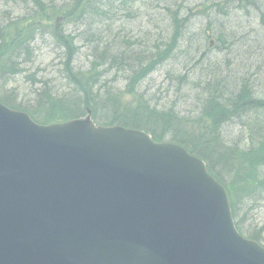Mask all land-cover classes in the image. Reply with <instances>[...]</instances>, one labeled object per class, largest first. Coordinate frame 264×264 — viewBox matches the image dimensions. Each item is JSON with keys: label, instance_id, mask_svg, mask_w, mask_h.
<instances>
[{"label": "water", "instance_id": "1", "mask_svg": "<svg viewBox=\"0 0 264 264\" xmlns=\"http://www.w3.org/2000/svg\"><path fill=\"white\" fill-rule=\"evenodd\" d=\"M0 264H264L184 149L0 103Z\"/></svg>", "mask_w": 264, "mask_h": 264}, {"label": "bare ground", "instance_id": "2", "mask_svg": "<svg viewBox=\"0 0 264 264\" xmlns=\"http://www.w3.org/2000/svg\"><path fill=\"white\" fill-rule=\"evenodd\" d=\"M55 1L53 4L58 5L60 3L68 5L71 2V0H61V2ZM140 1L141 0H129V2H125V0H80L78 5L84 11V18L79 19L77 25H73L72 31H66V34L63 36H56L39 26L38 21L34 19L35 13L39 10L37 8L32 12L34 8L37 7L33 5L34 0H0V51L4 52L0 55V73L2 74V77L0 76V82L4 83L7 78L6 73H12L5 71L6 65L17 63L22 70L19 71L20 74H27L26 77L29 78L34 86L39 85L35 88L36 90L32 87L35 91L33 97L29 95L21 97L12 90L7 94H14V96H16L15 99L21 100L24 104H28L35 99V95L41 94L47 86L54 92L63 89L64 91L61 92L69 93L79 84L82 87L81 92H83L82 94H78L80 98L84 97L85 94H89V96L85 97L88 98L90 102L96 104L98 107H100L99 103L105 105L109 104L112 114L114 110H118L117 112L120 114L119 117L128 124L141 125L142 127L146 125V127L158 128L163 134H167L170 137H179L185 142L193 144L196 148L198 147L200 150L207 151L208 155L209 152H213L211 149L206 150L207 144L213 143L215 150H219L221 145L220 140L231 143L233 142L232 139L239 136L238 141H240L242 135L249 132V126L242 124L243 121L240 120V118L244 116L239 115L235 109H231L230 113L232 114V120L229 124H226L233 125L239 129L234 138H229L228 134L223 130L225 125L221 127L220 131H216L209 136L202 134L197 130L196 126L199 121L205 122L204 118L206 114L210 113V110H202L205 100L204 87L207 86V84L212 88L219 86L222 89L230 90L228 91L230 95H236L238 101H244L243 103L246 104L245 107L247 108L246 112H249L250 116H253L254 121L264 118V96L260 91V89L264 88V81L260 78L264 71L258 72L254 70L252 72L249 66L244 72H240L242 76V78H240V76L236 74L239 72V64H236L237 62L231 58L233 52L238 51L236 49L237 46L244 48L243 46L245 45L243 42L245 38H240L238 35L234 34V32L243 33L247 36L252 29L256 28V24L252 26L253 28L248 24L250 28H240L241 30L236 29L235 31L231 30V33H225L223 32V27L226 29L227 27L223 24L221 26L210 22L206 28H208V30L215 29L217 32H215L216 34L214 32L207 33L206 38L209 41L211 40L209 44L216 42L217 47L215 50L223 55L226 53L228 59L223 61V63L221 62L219 66L213 58L207 59L203 56L199 57V59H203V61L206 60L205 68L213 67L221 71H210L211 73H208L209 75L206 74L203 78H198L194 81L179 82L181 84H177L173 96L174 94L180 93L181 98L172 99L171 106L165 109L160 105L164 95H161L160 88L156 91L154 87L150 85L154 83L150 82L155 81L154 75L158 73L157 71H159V68H161L164 62H168L172 53H170V57L159 66L157 64L151 66L150 63L153 61L151 58L155 56L148 50L149 45L146 41L129 40L128 38L133 36L129 34L120 37L121 33L115 32L113 27L109 26L108 21H105L104 25L102 24L104 20L100 15L89 19L87 17L88 14L93 13H105L109 16L112 14L114 16L123 12L128 15L131 14L132 18L135 19L141 17L147 18L149 22L148 26H150L151 11L155 9L158 11H166L167 14L170 13V16L177 11L182 14L185 10H189L188 3H184L183 0H181L182 3L177 0H163L167 1L166 3H168V5L160 0H143L144 5H148L145 6V16H143V8H140L143 6H139ZM71 4L74 5V3H70L66 8L69 9ZM207 9L219 14L221 17H229L233 12L238 14L242 13V16L245 15L248 20H250V17H253V15H262L261 23L264 25V0H217L211 4L210 7H207ZM184 18L187 20H184ZM184 18L175 13V16H172V19L169 17V20L173 27H175V24L178 22L184 20L181 27L182 37H180V39L182 41H188L186 38H183V36L192 29L191 27L196 26L204 29L205 26L200 25L194 16L187 15V17L185 16ZM189 20L190 24L188 23ZM152 28H150V30ZM253 35L251 31L248 36L251 37L249 39H252ZM172 36L173 32L170 33L165 43L168 41L172 42V40H168ZM17 38H20V41H17ZM120 38H123V40ZM200 38H205V32ZM261 38H264V31L261 32V35L257 37L255 41ZM9 41H15V43L19 42V44L15 46L14 44H10ZM177 44L178 43H176V45ZM257 45L258 47H256L259 48L258 51H261V48L264 47L263 44L258 43ZM44 48L50 49L56 54L58 59L56 73L53 75H40L34 70L39 52ZM213 53L215 52L213 51ZM213 55L217 56L216 54ZM142 57H146L148 60L144 65L140 61ZM252 57L253 55L251 57L249 56V58H251L249 64L252 63ZM229 58L232 59V61H230ZM199 59L194 58L193 60ZM234 64L237 70H233ZM255 64L260 65V63ZM243 66L245 67L244 64ZM168 78L169 77L166 76L164 81L167 82ZM9 80L5 83L4 87L8 86ZM147 81L149 82L145 84ZM122 83L123 85H121ZM144 84L147 90L142 91L141 87ZM218 91L220 96H222L223 91H220V89ZM129 93H134V96L136 95L138 112L127 113L121 110L126 104L125 98ZM170 93L169 91L168 94L172 96ZM187 100L192 102V109L183 111L181 106H183ZM1 102L9 106L6 102ZM253 108H256V111ZM167 111H169L170 114L165 116ZM175 113H177L179 117H183V120L178 121L176 116H170ZM190 123H194V125L190 126ZM254 128L255 127L251 128V133L255 131ZM214 140L220 142L217 143V141ZM238 144L241 145L242 143L239 142ZM225 157V155L222 156L223 159ZM263 159L264 157L259 158V162L257 161L259 165L258 175L261 177L259 183L257 180L255 183L252 179H248L246 186V184L243 183L244 178L238 179V192L241 200L243 197L245 198L248 193L253 196L248 204H244L243 199L242 203L238 206L239 210L242 211L244 221L251 231L264 228V225L259 228V226L255 224V222H257L255 215L257 210H259L260 207H264ZM212 161H216L219 166L216 168L217 170L220 168L225 171L233 170L241 177L249 176H243L239 169H229L225 162L220 159H212ZM234 162L233 164L245 168L244 164L239 160H235ZM251 162L256 163V160H252ZM246 168L249 169L248 167ZM251 183L257 184V186H255V188H248V185Z\"/></svg>", "mask_w": 264, "mask_h": 264}, {"label": "trees", "instance_id": "3", "mask_svg": "<svg viewBox=\"0 0 264 264\" xmlns=\"http://www.w3.org/2000/svg\"><path fill=\"white\" fill-rule=\"evenodd\" d=\"M54 1L55 0H49V1L34 0L33 5L34 6L36 5L37 7L34 8L32 12H34L38 8L39 10L35 13L34 19L38 21L39 26H41L43 29L50 31L53 35L63 36L66 34L67 27L77 25V21L81 18H84V11L78 5L80 0H71L70 3H74V5L71 4V7L69 9H67L66 6H68L70 3L68 5L60 3L58 5V4H53ZM125 2H129V0H125ZM97 15H100V17L103 18L104 20V22L102 23L103 25L105 24V21H111L112 24H114L119 19V14L114 16L111 14L109 16L108 14L105 13L88 14L87 17L89 19ZM59 19L62 20L63 31H61V27L59 26L58 23ZM183 23L184 20H182V22H178L177 24H175V27H173L172 30L173 36L168 39V40H172V42L168 41L166 43L163 42L161 44L155 43L152 46L154 47V51H152V55L155 57L151 58V60H153L150 63L151 66H154L155 64L159 66L160 64L163 63V61L167 60V58L170 57V53H172V51L177 49L176 46H178L179 43L181 42L180 39V37H182L181 27ZM17 41H20V38H17ZM9 43L14 44L15 46L19 44V42L15 43V41H9ZM176 43L178 44L176 45ZM3 53L4 52L0 51V55ZM140 61L144 65L148 60L146 57H142ZM5 71L12 73L10 74L6 73L7 78L5 79L4 83L0 82V100L9 104L11 108L19 109L27 112L38 123L52 124V123L65 122L74 118H80L85 116L87 111L90 109L92 111L93 118L98 124H102L106 126H112V125L138 126V125H130L126 121L121 119L119 117L120 116L119 112H117L118 110H114V113L112 114L111 106H109V104L105 105L99 103L100 107H98L96 104L90 102L88 98L85 97V96H89V94H85L84 97L80 98L78 94H82L83 92H81L82 87L79 84H77V86L72 89L73 91H70L69 93L68 92L63 93L61 91L54 92L50 90L49 86H47L41 92V94L37 96L35 95V99L29 102L28 104H24V102H21V100L15 99L16 96H14V94L2 95L1 89H3L5 83L10 78L20 74L19 71L22 70L19 64L16 63L12 65H6ZM0 76L2 77L1 73ZM217 87L212 88L209 87L208 84L207 86L204 87V93L207 96L204 95L205 100H204V107L202 108V110H210V113L206 114L204 118L205 122L199 121L196 128L205 136H209L216 131H220L223 125L229 124V122L232 120V114L230 113V111L231 109H235V111L239 115L244 116L243 118H240V120L243 121V122L241 121L242 124L249 126L248 129L249 132L247 134L242 135L240 141L235 140L230 143L224 140H220L221 145L219 150H215V148L213 147V143L207 144L206 150L211 149V151L213 152V153L209 152L208 155L207 151H204L202 149L200 150L198 147L196 148L193 144L185 142L179 137H170L167 134H163L158 130V128L149 129L148 127H146V125H144L143 128L149 129L150 131L149 130L148 131L153 135L155 140L157 141L170 140L173 142L184 144L188 146L193 153L199 155L201 158L206 160L210 172L226 186V189L230 196L232 212L236 220V225L238 230L247 237L257 240L259 242H263L264 244V234H263L264 228L256 231L254 230L251 231L247 227L248 225L243 219L242 211H240L238 208L239 204L242 203L243 199H244L243 203L248 204L253 197L248 193V195L245 198L243 197L241 200L240 194L238 192V184H239L238 179L244 178L243 183L246 184V186L248 179H252L253 181H255V183L256 180L258 181V183L261 180V177L258 175L259 165L257 161L259 162V158L264 157V118L261 120L254 121L253 116H250V113L246 112L247 108L245 107L246 104L243 103L244 101L242 100L238 101L236 95L233 94L230 95V93L228 92L230 90L222 89L219 86ZM219 89L220 91H223L222 96H220L219 94L218 91ZM129 95L134 96V93H129ZM248 107H253V106H248ZM253 109L256 111V108ZM121 110L127 113L138 112L137 106L132 110L131 107L128 108L127 105H124L121 108ZM168 114H170L169 111L165 113V116H167ZM170 116H176L178 121L183 120V117H179L177 113L171 114ZM193 125L194 123H190V126ZM252 127H255L254 128L255 131L251 133ZM220 141H217V143H219ZM239 142L242 144L239 145L238 144ZM224 155L226 157L223 159L222 156ZM212 159L213 160L220 159L225 162V164L228 166L229 169H237V170L239 169L241 170L243 176L245 175H249V176L241 177L237 175V173L234 172L233 170L225 171L222 168L217 170L216 168H218L219 166L217 165L216 161L213 162ZM235 160H239L240 162H242L245 168L233 164L235 163L234 162ZM252 160H256V163H252L251 162ZM246 167H248L249 169H247ZM255 186H257V184L251 183L250 185H248V188H255Z\"/></svg>", "mask_w": 264, "mask_h": 264}, {"label": "rangeland", "instance_id": "4", "mask_svg": "<svg viewBox=\"0 0 264 264\" xmlns=\"http://www.w3.org/2000/svg\"><path fill=\"white\" fill-rule=\"evenodd\" d=\"M57 1L61 2V0H57ZM160 1L165 2V4L168 5V3H166L167 1H163V0ZM177 1L182 3L181 0H177ZM216 1L217 0H190V1L183 0L184 3L186 4L188 3L189 10L188 9L185 10V12L182 13L183 15L179 11H177V14H179L182 18H184L185 16L187 17V15L196 17L199 24L205 26V28L201 29L200 27L198 28L194 26L191 27L192 29L190 30L188 26L190 31L185 33V35L183 36V38H186V40L188 41L181 40L179 45L176 46L177 49L172 51L171 57L168 59V62L167 63L164 62L161 65V68H159V71H157L158 73L154 75L155 81L150 82V83H154L150 85H152L156 91L158 90V88H160L161 95H164V98L160 102V105L165 109H168L171 106L172 99L181 98L180 93L174 94L173 96V92L175 91L177 84H181L179 82L184 83V81H194L198 78H203L204 75L206 74L209 75L208 73H211L210 71H215V72L221 71L218 68H213V67L205 68L206 60L203 61V59H199V57L203 56L207 59L213 58V60H215V62H217L219 66L221 62L223 63V61L228 59L226 53H224L223 55L222 53L215 50L216 48L215 42L212 44V46L209 45V42L211 40L209 41L206 38V34L210 32H214V33L217 32V30L215 29L208 30V28H206L210 22L214 23L215 25L219 24L221 26L223 24L225 27H227V29L223 27L224 30L223 32L225 33H231V30L235 31L236 29L241 30L240 28H250L248 24H250L251 28H253L252 26L256 24V28L251 30L252 33L254 34L252 39H249L251 37H248L251 31L248 33L247 36H245L243 33L234 32V34L238 35L240 38H245L243 39L245 45L243 46L244 48L242 47L240 48L237 46L236 49L238 51L233 52L232 54L233 56H231V58L237 62L236 64H239V70H238L239 72L236 74L237 76H240V78H242L240 72H244L245 69L248 68L249 66L252 72L254 70L258 72L264 71V65H263L264 47L261 48V51H258L259 48H257L258 43L264 45V38L255 41L256 38L261 35V32L264 31V25H262L261 23L262 15L259 16L253 15V17H250V20H248L245 17V15L242 16V13L238 14L236 12H233L229 17H223V16L221 17L219 16V14L213 11H209L207 9V7H210V5ZM139 6H143L140 8H143L142 15L145 16L144 15L146 8L145 6L148 5H144L143 0H141ZM151 12L152 14L150 17V22H151L150 26H148L149 22L147 18L141 17L139 19H135L132 18L131 14L128 15L125 13L119 14V20L115 24L112 25L111 21H108V23L110 24V27H113L115 32L121 33L120 37H122L125 34H129V35H133L130 38H128L129 40L130 39L141 40L142 42L146 41L149 45L148 50L152 52L154 51V47L152 46L155 43L157 44L159 43L161 44L163 42L165 43V40H167L170 33L173 32L172 31L173 26L169 20V17L172 19V16H175V13H173L172 16H170V14H167L166 11H161V10L158 11L155 9L154 11ZM185 19L186 18H184V20ZM58 23L59 26L61 27V31H63L62 20H59ZM188 23L190 24V20L188 21ZM150 28L152 29L150 30ZM72 30H73V26L67 27V31H72ZM204 32H205V38H200V36H202ZM120 39L123 40V38ZM213 51L215 53H213ZM213 54H216L217 56H214ZM252 55H253L252 63L249 64V60L251 59L249 58V56L251 57ZM194 58H198L199 60H193ZM232 59H230V61H232ZM57 60L58 59L55 53H53L50 49L44 48L42 49V51L39 52L38 60L34 65V70L40 75L42 74L53 75L54 73H56V68L58 63ZM255 63H260V65H257ZM243 64L245 65V67L243 66ZM233 68H234L233 70H237L235 64L233 65ZM26 76L27 74H18L10 78L8 86L4 88V93H8L10 90H12L18 93L21 97L27 95L33 97L35 92L34 90H36L35 88H37L39 85L34 86V84ZM166 76L169 77L167 79V82L164 81L166 79ZM260 78L262 81H264V73L260 76ZM148 82L149 81L145 82V84H147ZM145 84L143 86L141 85L142 91L147 90ZM121 85H123V83ZM32 87L34 88V90ZM61 91L64 90L62 89ZM169 91L171 92L170 94H172V96L168 94ZM260 91L264 96V88L260 89ZM191 105L192 102L190 100H187V102L183 106H181V109L183 111H187L188 109H192ZM180 114H185V113H180ZM223 130H225L229 138H234L236 136L235 134L238 133L239 129L233 125H225ZM238 137L232 140L233 141L238 140ZM255 215L257 220L255 224L258 225L259 228H261L264 225V207H260Z\"/></svg>", "mask_w": 264, "mask_h": 264}]
</instances>
